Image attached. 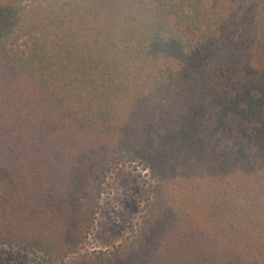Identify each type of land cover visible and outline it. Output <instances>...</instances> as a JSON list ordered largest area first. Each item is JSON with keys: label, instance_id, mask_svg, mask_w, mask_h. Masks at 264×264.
Wrapping results in <instances>:
<instances>
[{"label": "trees", "instance_id": "16d2710c", "mask_svg": "<svg viewBox=\"0 0 264 264\" xmlns=\"http://www.w3.org/2000/svg\"><path fill=\"white\" fill-rule=\"evenodd\" d=\"M141 163L130 238L84 245ZM0 246L31 264H264V0H0Z\"/></svg>", "mask_w": 264, "mask_h": 264}, {"label": "rangeland", "instance_id": "374dc122", "mask_svg": "<svg viewBox=\"0 0 264 264\" xmlns=\"http://www.w3.org/2000/svg\"><path fill=\"white\" fill-rule=\"evenodd\" d=\"M155 176L144 164L130 162L120 164L109 173L95 226L84 245L87 250L112 248L134 234L146 213L148 198L154 195ZM29 257L19 248L0 246V264H31Z\"/></svg>", "mask_w": 264, "mask_h": 264}]
</instances>
